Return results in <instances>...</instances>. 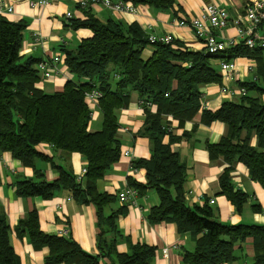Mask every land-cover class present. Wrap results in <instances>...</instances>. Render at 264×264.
I'll return each mask as SVG.
<instances>
[{
	"label": "trees",
	"instance_id": "trees-1",
	"mask_svg": "<svg viewBox=\"0 0 264 264\" xmlns=\"http://www.w3.org/2000/svg\"><path fill=\"white\" fill-rule=\"evenodd\" d=\"M122 1L166 12L172 11L176 3V0ZM72 26L93 33L77 49L66 51L65 64L77 80H69L62 92L47 94L36 86L41 80L36 68L39 61L20 55L26 23L0 16V153L8 152L28 167L40 159L53 164L40 152L43 144L85 158L87 173L82 182L59 168V178L54 182L41 179L18 182L17 194L51 200L59 191L67 190L73 199L93 205L99 228V254H88L73 239L44 233L37 210L20 221L18 231L28 233L36 250H49L45 264H102L105 259L107 264H150L156 254L154 247L137 244L130 253L118 252L115 244L120 236L118 212L110 216L104 213L105 207L116 198L97 189L98 182L122 156L118 115L128 108L131 93L136 92L145 111L141 135L149 139L151 158L133 160L131 164L134 170L146 171V183L132 178L128 182L139 195L156 191L159 205L150 211L149 222L172 223L179 234L195 238L194 250L184 252L183 264L232 263L238 259L235 245L248 238L253 239L255 249L251 264H264V226L224 224L214 218L209 204L190 207L186 203L187 167L173 144L190 140L193 134L176 136L165 119L172 117L183 128L202 111L204 124L216 121L225 124L226 134L217 143H207L206 149L211 162L221 160L227 165L219 179L220 193L241 211L249 196L235 190L232 183L231 174L237 163L243 164L251 180L264 189V47L249 49L242 44L224 55L212 56L204 50L181 49L182 44L177 42L178 49L172 44H151L139 27H126L112 19L102 22L91 15ZM147 48L152 51L148 57L144 53ZM239 56L256 63L253 79L239 85L247 95L225 101L216 112L203 109L201 87L222 85L215 61L228 62ZM93 89L102 94L98 101L102 115L99 131L89 129L92 112L85 94ZM148 104L157 107L156 113L150 111ZM165 137H169L168 143L164 142ZM253 209L259 210L257 205ZM10 234L7 218L0 211V264H22Z\"/></svg>",
	"mask_w": 264,
	"mask_h": 264
},
{
	"label": "crops",
	"instance_id": "crops-1",
	"mask_svg": "<svg viewBox=\"0 0 264 264\" xmlns=\"http://www.w3.org/2000/svg\"><path fill=\"white\" fill-rule=\"evenodd\" d=\"M79 1L56 0L48 7L35 9L31 8L27 2L0 0V5H2L0 16L11 22L26 23L21 56L34 58L39 62L50 61L56 56L61 57L59 63L61 72L53 75L49 80L41 78L36 85L47 94L62 92L69 80L76 79L69 73L65 64L66 51L77 49L83 40L93 36L89 29H74L72 24L75 22H82L91 15L102 22L112 19L121 22L126 27H139L146 37L151 34H171L175 39L172 44L173 48L178 49V43L182 44L181 49L201 51L204 50L203 43L196 39L189 27H179L178 22L189 21L197 17L206 6L212 4L227 10L230 20L233 21L244 14L246 5L252 0H176L170 12L149 6H138V14L114 13L96 4H90L87 10H82L78 8ZM7 6L13 7L12 12L8 13ZM67 13L72 14V19L67 18ZM219 35L234 40L237 47L242 45L237 29L232 24ZM37 38L41 41L37 42ZM144 53L148 57L151 56L152 51L147 48ZM233 60L238 67V76L228 85L231 88H238L241 83L253 79L254 72L251 73L248 68L254 65L255 71L256 63L253 59L244 56ZM220 62L215 61L219 71ZM221 86L220 84H209L201 87L202 102L206 110L216 112L225 101L235 100L225 97ZM87 103L92 111L89 129L99 131L102 129V115L98 103ZM150 111L156 113L157 107L151 105ZM202 114L200 111L183 128H179L178 121L172 117H165L176 136H182L185 132L193 134L190 140H182L173 144V149L179 153L182 162L187 167L184 187L186 203L190 207L209 204L213 209L214 218L224 224L264 226V189L259 183L251 180L249 171L243 164L237 163L231 174L235 190L249 196L248 202L241 211H238L227 197L220 193L219 179L227 165L221 160L211 162L206 144L217 143L226 134L227 127L217 121L210 125L204 124ZM118 120L120 125L118 136L122 144L121 153L128 152V156L122 155L97 185L100 193L116 198L114 203L105 207L104 210L106 216L118 212L117 227L120 236L115 240L116 249L120 253H130L134 245L144 244L156 249V254L150 264H183L184 252L194 250L195 238L190 234H179L172 223L155 225L149 222L150 211L159 205L156 191L148 190L145 195H138L135 206L123 203L118 198V194L129 186V178L140 184L146 183V171L144 169L133 170L132 161L151 158L149 139L141 135L145 111L141 107L139 95L136 92L131 93L128 108L119 111ZM168 141L169 137H165L164 142L168 143ZM256 144L257 139L254 136L252 145ZM39 150L51 159L54 165L45 159H40L33 167H28L15 159L12 154L0 153V211L7 218L11 228V244L20 257L21 263L45 264L49 253L47 248L36 250L30 242L28 233H21L17 229L20 221L24 220L33 210H37L39 214V222L44 233L73 239L88 254L98 255L99 228L97 227L96 209L93 205L82 204L76 199L67 201L68 197H72L67 190L59 191L51 200H43L39 197L25 198L17 194V184L20 181L40 182L41 179L54 182L59 178V168L76 177L87 166L85 158L79 153L65 154L54 150L48 144L41 145ZM210 200H213L214 204H210ZM255 205L258 206V211L253 209ZM164 248H170L168 258L163 257ZM235 249L238 259L227 264H251L253 262L255 249L252 238H248L243 244L237 243ZM107 262L108 260L105 259L102 264H107Z\"/></svg>",
	"mask_w": 264,
	"mask_h": 264
},
{
	"label": "built area",
	"instance_id": "built-area-1",
	"mask_svg": "<svg viewBox=\"0 0 264 264\" xmlns=\"http://www.w3.org/2000/svg\"><path fill=\"white\" fill-rule=\"evenodd\" d=\"M21 2H27L31 8L42 9L50 6L56 0H17ZM90 4L101 5L106 9L114 13L120 14H138L139 7L129 2H123L122 0H80L78 6L80 9L87 8ZM4 5V4H3ZM2 8V5H0ZM8 13L12 12L13 7L7 6ZM67 18L72 19V14L67 13ZM234 25L237 29L238 35L242 41V44L249 49L255 47H264V0H252L245 7V12L242 16L237 17L231 21L229 13L224 8L215 4L206 6L202 12L195 18L186 21L182 20L178 22L179 27H189L196 39L201 41L204 45V51L212 56L224 55L226 51L237 46L234 40H229L224 36L219 35L230 25ZM174 37L171 34L148 36V41L151 44H163L171 45L174 43ZM41 41L37 38V42ZM61 57L56 56L50 61H41L36 65L37 70L40 72V78L43 80H49L53 75H58L61 70L59 63ZM249 71L254 72L255 66L250 65ZM220 74L222 77V93L228 99H237L247 95V91L244 88H231L228 83L233 81L238 76V67L234 60L220 62ZM256 80V78H254ZM102 94L93 89L85 94L86 101L89 103L97 104ZM151 105V104H148ZM202 102V108H204ZM92 112V111H91ZM92 117V113H91ZM127 157L128 152L122 153ZM134 170V169H133ZM87 168L85 167L79 175L76 176L77 182H82ZM138 191L128 186L118 194V198L121 202L131 206L136 205L138 198ZM72 197H68L67 201L72 200ZM210 204H214L213 200H210ZM170 248L163 249V257L168 258Z\"/></svg>",
	"mask_w": 264,
	"mask_h": 264
}]
</instances>
